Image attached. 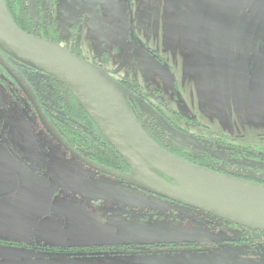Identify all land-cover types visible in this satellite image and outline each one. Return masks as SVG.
Here are the masks:
<instances>
[{"label":"rangeland","instance_id":"374dc122","mask_svg":"<svg viewBox=\"0 0 264 264\" xmlns=\"http://www.w3.org/2000/svg\"><path fill=\"white\" fill-rule=\"evenodd\" d=\"M217 2L211 1L213 9L208 15L210 36L207 30L201 33L204 14L200 2L194 5L181 0L173 16L172 4H168V0H61L52 7L51 13H45L48 0H36L34 16H38L39 21L44 17L41 36L57 37L61 45L62 40L71 41L90 55L97 53L113 58V73L115 70L117 77L135 80L145 99L155 108H160L182 132L264 153V61L256 60L250 70L241 54L237 56L233 44L225 49L226 43L234 42L235 34L228 32L234 17L220 16L219 26L214 27L211 17ZM228 34L230 39L226 40ZM208 44L212 45L213 64L209 61ZM221 44H224L223 48ZM145 121L153 128L147 118ZM165 145L176 149L169 140H165ZM0 149L5 152L0 153V161L17 167L2 144ZM188 155L211 163L205 156ZM76 164L81 167L80 163ZM76 164L72 163L73 166ZM219 167L222 165L215 166ZM0 174L9 172L0 168ZM247 175L264 179L263 171ZM58 176L60 192L63 175ZM73 177L85 191L75 195L81 201L88 200V197L103 199L101 207L109 215V205L113 201L137 206L140 211L155 207L160 215L169 209V202L157 197L131 199L132 195L114 188H127V185L111 177L102 174H73ZM13 182L15 184L14 179ZM28 185L35 193H42L41 188H49V181L45 176L42 184L32 179ZM13 197L0 199V238L19 241L16 236L18 226L9 228L3 225L6 210L14 205ZM63 201L56 199L51 212L53 215L73 216L67 225L44 218L34 228V235L47 234L45 241L58 247L94 248L134 235L162 241H187L190 246L165 252L162 260L155 261L124 257L81 259L78 255L71 258L67 254L47 256L23 247L0 244V264H264V248L260 244L256 250L233 243L230 240L240 235L238 229L217 221L208 225L193 212L187 214L188 219L170 216L156 219L150 216L147 223L138 221L134 224L132 221L140 218L133 215L134 209H130L100 222L94 212L83 207L78 211L75 206H60ZM36 203L34 195L29 205ZM19 216V213L10 215L16 224Z\"/></svg>","mask_w":264,"mask_h":264},{"label":"flooded vegetation","instance_id":"af4514ba","mask_svg":"<svg viewBox=\"0 0 264 264\" xmlns=\"http://www.w3.org/2000/svg\"><path fill=\"white\" fill-rule=\"evenodd\" d=\"M22 1L24 8L27 9L33 20V25L31 27L32 31L38 33V37L53 41L61 45L59 43L60 40L57 37H44L40 35L43 27L45 26V23L43 22L44 17H42L39 21V17L34 16V4L36 0ZM40 1L42 2L43 0ZM58 1L59 0H48V7L45 13H51L52 7H56V3ZM182 1H187L188 3L193 2L194 5H197L200 2L204 14L201 33L204 34V32L207 30V33L210 36L211 26L209 25L207 27V21L209 19L208 15L210 13V9H213V6H211V1L214 0ZM217 1L218 2L215 7V12L212 13L211 23L213 20L214 27L215 25L219 26L218 21L220 19V16L228 15L234 17L232 27L230 28V30H228V32L235 34L233 36L234 42L226 43L225 49L227 50L229 47H231V44H233L232 47L235 49L237 56L241 54L244 59L243 62L245 66L251 70L256 60L261 59V61H264V0ZM169 2H171L172 4L171 14L174 16V12L177 11L176 8L178 5H180L181 0H168V4ZM228 39H230V35L226 40ZM62 42L63 47H66L71 51L73 50L75 54L100 67L109 75H111V77H113L123 89L134 93L136 96L144 100L149 106L155 108L145 99L139 89V85L135 80L129 79L127 77L119 78L117 77V73H113V70L111 68L112 62L110 61L111 58H107L102 54L97 53L90 55L84 48L77 46L75 43H71V41L67 42L65 40H62ZM221 46L223 48L224 44H221ZM207 49L210 64H213L215 63V60L213 58L214 56L212 53V45L208 44ZM4 56L12 65L15 66V68L30 84L41 106L42 112L50 122L51 126L70 147H72L79 154L89 159L90 161H93L94 163L100 164L110 169H114L118 172L129 173L128 167H125L122 163L123 160L100 134V130L97 128L96 124L93 122L90 116L80 107L73 95L60 81L34 68L19 65L14 61H11L5 54ZM0 93L9 119V126L5 132L6 138L0 140V144H2L6 151L9 153L11 160L17 164V167L15 165L14 167H11L6 163L14 174L9 173V176L11 178L10 185L4 192H0V195L12 193L10 196H6L4 198L14 196V205L6 210L7 216H5V218L3 219V225L9 228L17 225L18 232L16 233V236L19 240L17 241L8 238H0V244L16 246L18 248L23 247L29 249L32 252H36L37 254L41 253L47 256H51L54 254H67L71 258H73L75 255H78L81 259L95 257H102L103 259L111 257H124V259L128 260H138L144 258L152 259L155 261L157 259L162 260V254H164L165 252H175V250L179 247L183 248L185 246H190L188 245L190 243H187V241H162L156 240V238L150 239L149 237L143 235H134L129 239L127 237H124L123 241L112 242L111 244H100V246L94 248L85 246H78L77 248H61L54 244L46 242L45 240L47 234L34 235V228L37 223L33 228L32 237L30 225L41 212L47 199L48 192L51 186V171H53L58 177L57 188L50 207V213L52 216H55L56 219L50 217L44 218L59 220L61 223H63V225H65V223L67 225V222L70 219H73V216H70L68 214H64V216L61 214L60 216L53 215L51 212V208L56 199H64L62 203H59L60 206H75L78 211H80V207H83L86 210L94 212L100 222H104L108 218H115L120 212L127 213L128 211H130V209H134L135 212L133 215L140 218L138 220L132 219L133 221H131L134 224H136L138 221H140L141 223H147L150 216L156 219H160L166 216L188 219L187 214L191 212L200 215L203 220L207 221L208 225L212 224L213 221L226 224L225 222L216 219L206 213L193 210L191 208L184 207L170 201H168L169 209L165 210L163 215H160L155 207L145 208L143 211H140L139 207L137 206L130 207L122 203H118L117 201H113L110 203L109 208L111 209V215H109L108 213L104 212L103 208L101 207L103 199L88 197V200L81 201L80 197L75 194L83 193L85 191L81 189V186L76 183L73 174L102 173H99L78 161L53 137V135L42 125L39 115L37 114L35 108L32 106L25 93L1 66ZM128 101L134 114L137 113V115L142 119L149 118V116L146 117L145 115H142L137 107L138 104L136 103V101L132 100L130 97H128ZM156 112H158L167 123H170L174 128L176 127V130L183 133L180 129L177 128L176 125H174L173 121L169 117H167L165 113L157 106ZM149 122L152 124L150 120ZM147 124L150 126L148 122ZM159 130L160 129L156 124V131L158 132V134H156L157 138L161 140L162 143H164L165 140L168 139ZM3 131L4 118L0 110V135H2ZM183 134L190 135L187 133ZM201 141L203 142V146L206 147L203 156H205L209 160V162L214 163L215 166L217 164L222 165V167H219L220 170L228 173L227 175L238 178H240L241 175L243 177L250 176L247 175L249 171L246 168H242L240 170L237 167L238 165L233 162L235 161L236 163H238V159H242L243 162L250 160V157H254V155L250 153V151L245 149L244 151H240L237 146L222 142L221 140L217 139L202 138ZM224 148H228L232 151L226 150ZM0 153L5 154L3 149H0ZM75 161L80 163L81 167H79ZM72 163L76 165L73 166ZM215 166L211 170L216 171ZM225 166H228V168ZM75 167L77 168V170H75ZM231 167H235V169L231 170ZM58 174L63 175V186L60 192L58 190V184L60 182V177L58 176ZM45 176H47V179L49 181V188H41V190H43L42 193H35L33 191L34 189H31L29 187V182L32 179H35L37 183L42 184ZM13 179L15 181V184L13 182ZM0 182L5 187L3 179H0ZM122 183L126 184L124 182ZM126 185L127 188H114H117L119 191L125 194L132 195L131 199L134 200L140 199L141 196L156 199V196L154 195L146 193L128 184ZM135 192L138 194H136ZM135 194L137 196H135ZM34 195H36L37 203L33 206H30L29 202L32 197H34ZM1 212L2 210H0V214ZM17 213L20 214L18 218L19 225L11 220L10 217V215L15 216L17 215ZM233 227L239 230L240 235L230 241H232L233 243H240L241 245H248L253 249L256 248V250L259 249V244L262 246L261 248H264V231H253L237 226Z\"/></svg>","mask_w":264,"mask_h":264},{"label":"water","instance_id":"95a60500","mask_svg":"<svg viewBox=\"0 0 264 264\" xmlns=\"http://www.w3.org/2000/svg\"><path fill=\"white\" fill-rule=\"evenodd\" d=\"M4 54L19 65L34 68L60 81L121 157L129 173L94 163L70 147L42 112L30 84ZM0 66L25 93L42 125L81 163L146 193L206 213L228 225L264 231V183L198 166L163 148L139 122L128 97L136 101L143 112L152 116L171 142L190 147L197 140L173 128L153 107L123 89L100 67L58 43L20 29L8 13L4 0H0ZM0 110L4 118L2 140L6 138L9 119L1 93ZM0 167L14 174L6 163L0 161ZM50 177L51 186L45 204L30 225L32 237L35 224L42 218L56 219L51 215L50 207L58 177L53 171ZM11 194L0 195V198Z\"/></svg>","mask_w":264,"mask_h":264},{"label":"trees","instance_id":"16d2710c","mask_svg":"<svg viewBox=\"0 0 264 264\" xmlns=\"http://www.w3.org/2000/svg\"><path fill=\"white\" fill-rule=\"evenodd\" d=\"M4 3H5V6L7 8V11L10 14L11 18L13 19V21L16 23V25L20 29H22L26 33L39 36L38 33L33 32L32 29H31V27L33 25L32 24L33 23V20H32V18L30 16L29 12L27 11V9L24 8L23 1L22 0H4ZM57 4H58V2L56 3V5ZM72 52L74 53L73 50H72ZM108 58H111V57H108ZM110 61L113 62V58H111ZM114 72L117 73L115 70H114ZM137 107H138V109L140 110V112L142 113L143 116L144 115L146 117L149 116L148 119L152 122L153 128H151V126H149L145 122V119H142L140 116H138L137 113H135V116L137 117V119L139 120V122L143 125V127L145 128V130L147 131V133L159 145H161L163 148H165L166 150L170 151L171 153H173V154H175V155H177V156H179V157H181V158H183V159H185V160H187V161H189V162H191L193 164H196L198 166H201V167H204V168H207V169H212L215 166L214 163H210V164L209 163H204L201 159L194 158V157L188 155V154L191 153V154H194V155L199 154V156L204 157L203 156V153L205 152L206 147L203 146V142L201 141L202 137H199L197 135L191 134V137L194 138V139H196L197 140V143H195V145L190 146V147H181V146L176 145L175 143H173V142L170 141L172 144L176 145V147H175L176 149L170 148V147H168V146L165 145V142L162 143L161 140H159L157 138V135H156V122L152 118V116H150V115L146 114L145 112H143L139 106H137ZM154 109L156 110V108H154ZM183 133H185V132H183ZM100 134L102 135V133H100ZM166 138L168 139V137H166ZM238 149L240 151H244V148H238ZM185 150H188L190 152H186L185 153L184 152ZM245 150H248V149H245ZM230 151H232V150H230ZM248 151H250V153H252L254 155V157L253 158L250 157V160L245 161V162H243L242 159H238V161H237L238 163H235L236 165H238L237 167L239 169H242V168L245 169L246 168L249 171L248 174H254L255 172H258V171H263L264 172V153L263 152H259V151H252V150H248ZM207 161L209 162L208 159H207ZM122 163L126 167L125 163L124 162H122ZM216 171L221 172V173H224V174H228V173L224 172L223 170H220V169H217V168H216ZM240 178L241 179H246V180H251V181H256V182H260V183H264V179L263 180H260V179L254 178L252 176H244L243 177L241 175Z\"/></svg>","mask_w":264,"mask_h":264},{"label":"crops","instance_id":"0c3cea01","mask_svg":"<svg viewBox=\"0 0 264 264\" xmlns=\"http://www.w3.org/2000/svg\"><path fill=\"white\" fill-rule=\"evenodd\" d=\"M61 0H59L58 1V3L60 2ZM74 2L76 1V0H73ZM57 13H58V9H57ZM115 34H118V30H115ZM109 36H110V34H109ZM112 39V38H111ZM0 179H3V181H4V184H5V187L1 184V182H2V180H1V182H0V192H4L8 187H9V185H10V181H11V178H10V176H9V174H0Z\"/></svg>","mask_w":264,"mask_h":264},{"label":"bare ground","instance_id":"6f19581e","mask_svg":"<svg viewBox=\"0 0 264 264\" xmlns=\"http://www.w3.org/2000/svg\"><path fill=\"white\" fill-rule=\"evenodd\" d=\"M137 158V157H136Z\"/></svg>","mask_w":264,"mask_h":264}]
</instances>
